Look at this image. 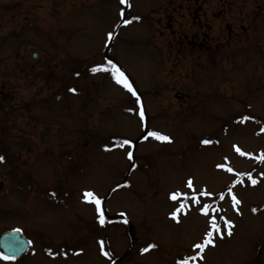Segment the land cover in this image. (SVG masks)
I'll return each instance as SVG.
<instances>
[{
  "label": "rangeland",
  "instance_id": "374dc122",
  "mask_svg": "<svg viewBox=\"0 0 264 264\" xmlns=\"http://www.w3.org/2000/svg\"><path fill=\"white\" fill-rule=\"evenodd\" d=\"M262 129L264 0H0V232L32 238L0 264H264Z\"/></svg>",
  "mask_w": 264,
  "mask_h": 264
},
{
  "label": "snow or ice",
  "instance_id": "6c2138e0",
  "mask_svg": "<svg viewBox=\"0 0 264 264\" xmlns=\"http://www.w3.org/2000/svg\"><path fill=\"white\" fill-rule=\"evenodd\" d=\"M125 2H126V0H121V3H125ZM121 15H123V11L122 10H121ZM135 19H139V17H135ZM122 22L127 24L130 21L123 20ZM112 35L113 34L111 32L108 33V37H111ZM91 70H92V72H97L99 70L110 71L111 74H112L113 79H115V81L118 84H121L124 88L128 89L132 93V95L136 97L135 103L137 105L140 104L139 96L136 93L135 89L132 87L131 83L128 81V78L126 77L125 73L123 71H121V69L119 67H117L116 65H114L111 61H108L107 65H104V64L96 65ZM71 91L74 92L76 90L75 89H71ZM129 111H132V109H129ZM139 115H140L141 119H143L144 110H143L142 107L140 108ZM262 131H264V129H262ZM148 135L152 136V137H155L156 139L162 140V141H167V140L170 139V137H168L167 135H164V134H162L160 132H157V131L149 132ZM209 142L210 141H207V140L204 141V143H209ZM123 144H131V141L130 140H125V141H123ZM236 150L238 152L240 151L239 148H237ZM244 154L245 155H251V153H244ZM128 156H129V158H131L132 157V153L128 152ZM3 159H4V157L0 156V161H2ZM217 167L223 168V167H225V165H218ZM228 171L231 172L232 169L228 168ZM245 175H247V176H249V178H251V173H237L238 177L239 176H245ZM251 182L253 184H255L256 180L252 179ZM188 187L192 188V180H191V178H189V180H188ZM229 192H231V188H229ZM202 194L212 195V193H202ZM181 195L187 196V193L181 194L179 191H176V192H173V193L170 194V198L173 199V200H176L177 197H179ZM83 198L85 200H91L92 202L95 203L97 212H101V216L99 217L100 223L103 224L104 223V218H103L102 210H101V199L99 197H96L93 192L88 191V190L84 191ZM220 198L223 199V193H220ZM232 200L235 203H239V201L237 200L235 195L232 196ZM194 202L195 203H199L200 201L199 200H195ZM184 206H185L184 203H180L179 208L176 209L175 211L170 212V215L173 216V217H176L177 213L179 211H181L184 208ZM199 210H200V212L207 214L212 209H211V205L204 204L203 207H201ZM253 211H255V209H253ZM221 219H223V217H221ZM208 223H209L210 227H209V230L204 233L203 242L196 243V244L193 245V247L198 249L199 251L196 252L195 256L189 258L191 260H196L197 257H200L201 259L203 258L201 256V252L204 250L206 245L214 243V241L212 239L214 234H219L221 236L223 235V232H221L220 225L217 223V218L215 216L210 217ZM232 224H233V222L231 220H225V230L228 232L229 235H231V226H232ZM14 231H19V229H15ZM29 243H31V242L29 241ZM102 243L103 242L101 241V244ZM153 247H155L154 244L148 243L145 248L141 249V251L146 252V251H148L149 249H151ZM104 254L107 255L106 252ZM0 257H2L4 260H9V259H13L14 258V257H9V256H6V255H3L2 253H0ZM180 264H188V259H185V260L181 261Z\"/></svg>",
  "mask_w": 264,
  "mask_h": 264
},
{
  "label": "water",
  "instance_id": "95a60500",
  "mask_svg": "<svg viewBox=\"0 0 264 264\" xmlns=\"http://www.w3.org/2000/svg\"><path fill=\"white\" fill-rule=\"evenodd\" d=\"M25 241L26 240L19 231L13 230L3 233L0 237L1 246L7 248L8 252L13 254L15 257L26 249L27 244Z\"/></svg>",
  "mask_w": 264,
  "mask_h": 264
}]
</instances>
